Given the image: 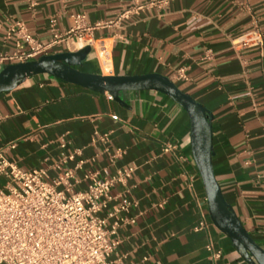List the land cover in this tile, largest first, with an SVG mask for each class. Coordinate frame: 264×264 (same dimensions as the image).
I'll return each instance as SVG.
<instances>
[{
	"label": "crops",
	"instance_id": "0c3cea01",
	"mask_svg": "<svg viewBox=\"0 0 264 264\" xmlns=\"http://www.w3.org/2000/svg\"><path fill=\"white\" fill-rule=\"evenodd\" d=\"M35 1L0 0V50L13 51L23 40L14 30L17 20L48 40L52 20L67 30L74 11L85 12L89 22L114 19L95 29L97 40L79 67L103 74L159 71L210 108L216 176L264 246V47L234 43L255 27L264 36V0H138L146 5L127 15L121 13L134 0ZM76 49L63 43L51 52ZM180 66L186 77L178 76ZM110 94L49 73L28 76L0 92V147L16 140L5 155L24 169L47 167L50 180L59 173L57 160L75 152L66 165L85 160L72 178L76 189L87 186L86 170L113 173L132 166L127 185L111 189L102 212L130 200L117 211L128 220L119 227L121 243L113 257L121 259L114 264H210V240L222 249L220 264H250L211 219L187 111L156 89ZM95 129L109 132L111 153L123 149L114 162L103 140L92 142ZM7 179L0 173V185ZM202 218L207 225L196 229Z\"/></svg>",
	"mask_w": 264,
	"mask_h": 264
},
{
	"label": "built area",
	"instance_id": "2783aa9c",
	"mask_svg": "<svg viewBox=\"0 0 264 264\" xmlns=\"http://www.w3.org/2000/svg\"><path fill=\"white\" fill-rule=\"evenodd\" d=\"M134 1V5L121 15L138 11L146 5ZM162 1L150 0L148 4ZM29 2L31 5L36 3L35 0ZM71 17L73 24L67 30H61L54 18L48 40L33 35L21 20H17L14 30L23 40L17 41V48L13 51L0 50V68L9 62L50 53L63 43L74 44L78 49L86 44L93 46L97 40L95 29L115 22L114 19L89 22L86 13L80 11L72 12ZM234 43L242 47H264V36L255 27ZM101 44L105 55L109 56L110 49L103 41ZM185 71V66H180L178 76L186 77ZM112 116L118 117L117 114ZM91 139L92 142L103 140L105 150L111 153L109 132L95 129ZM16 144V140H10L0 147V173L8 178L0 185V264H114L120 261L121 257L114 258L113 254L121 243L119 227L128 218L117 211L127 209L130 200L124 198L115 209H109L106 214L102 212L112 199L111 189L118 183L127 185L132 166H119L113 173L108 169L104 173L97 168L86 170L87 186L76 189V181L72 178L85 160L79 159L73 167L66 165L67 160L75 157V152L64 154L57 160L55 167L59 173L50 180L47 167L24 169L5 155V151ZM122 151L119 148L111 153V161L114 162L116 154ZM113 216L114 220L110 221ZM206 225L202 218L195 227L201 229ZM207 248L212 256L210 264H220L218 259L222 249L216 248L212 240L207 243Z\"/></svg>",
	"mask_w": 264,
	"mask_h": 264
},
{
	"label": "water",
	"instance_id": "95a60500",
	"mask_svg": "<svg viewBox=\"0 0 264 264\" xmlns=\"http://www.w3.org/2000/svg\"><path fill=\"white\" fill-rule=\"evenodd\" d=\"M92 50V45L76 50H59L37 58L6 63L0 68V92L16 86L37 73H49L99 91H109L118 98L122 90L156 89L178 102L190 118L191 151L200 172L213 222L226 232L250 264H264V246L244 225L234 206L227 200L213 164V112L171 77L151 71L135 74H103L79 67Z\"/></svg>",
	"mask_w": 264,
	"mask_h": 264
}]
</instances>
